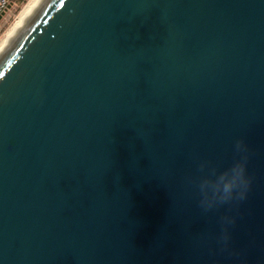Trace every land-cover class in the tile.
I'll return each mask as SVG.
<instances>
[{
  "label": "water",
  "instance_id": "95a60500",
  "mask_svg": "<svg viewBox=\"0 0 264 264\" xmlns=\"http://www.w3.org/2000/svg\"><path fill=\"white\" fill-rule=\"evenodd\" d=\"M0 264H264V0H48L0 62Z\"/></svg>",
  "mask_w": 264,
  "mask_h": 264
},
{
  "label": "bare ground",
  "instance_id": "6f19581e",
  "mask_svg": "<svg viewBox=\"0 0 264 264\" xmlns=\"http://www.w3.org/2000/svg\"><path fill=\"white\" fill-rule=\"evenodd\" d=\"M47 1L48 0H31L30 3L25 7L16 23L0 43V62L14 47L24 32L29 28L36 15Z\"/></svg>",
  "mask_w": 264,
  "mask_h": 264
},
{
  "label": "clouds",
  "instance_id": "9594fccd",
  "mask_svg": "<svg viewBox=\"0 0 264 264\" xmlns=\"http://www.w3.org/2000/svg\"><path fill=\"white\" fill-rule=\"evenodd\" d=\"M241 143L242 141H237V147H239ZM233 173V179L225 183L223 190L225 194L230 195L232 192L242 187L243 190H241L238 195V199L242 201L246 198L251 183L250 178H246L245 163H237L233 168Z\"/></svg>",
  "mask_w": 264,
  "mask_h": 264
},
{
  "label": "rangeland",
  "instance_id": "374dc122",
  "mask_svg": "<svg viewBox=\"0 0 264 264\" xmlns=\"http://www.w3.org/2000/svg\"><path fill=\"white\" fill-rule=\"evenodd\" d=\"M31 0H17L4 14L0 20V43L6 34L16 23L20 14Z\"/></svg>",
  "mask_w": 264,
  "mask_h": 264
},
{
  "label": "built area",
  "instance_id": "2783aa9c",
  "mask_svg": "<svg viewBox=\"0 0 264 264\" xmlns=\"http://www.w3.org/2000/svg\"><path fill=\"white\" fill-rule=\"evenodd\" d=\"M17 0H0V15L4 14Z\"/></svg>",
  "mask_w": 264,
  "mask_h": 264
},
{
  "label": "trees",
  "instance_id": "16d2710c",
  "mask_svg": "<svg viewBox=\"0 0 264 264\" xmlns=\"http://www.w3.org/2000/svg\"><path fill=\"white\" fill-rule=\"evenodd\" d=\"M1 18H2V15H0V20H1Z\"/></svg>",
  "mask_w": 264,
  "mask_h": 264
}]
</instances>
